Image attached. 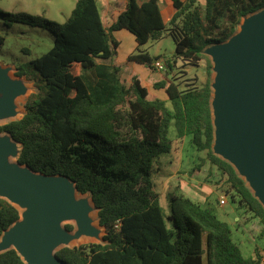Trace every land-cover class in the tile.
Listing matches in <instances>:
<instances>
[{
  "label": "trees",
  "instance_id": "16d2710c",
  "mask_svg": "<svg viewBox=\"0 0 264 264\" xmlns=\"http://www.w3.org/2000/svg\"><path fill=\"white\" fill-rule=\"evenodd\" d=\"M107 0H76L66 24L25 14L16 22L50 30L54 47L27 64H14L16 75L33 82L36 93L25 104L24 116L0 126L21 145L18 163L48 177H64L79 194L90 195L105 235L101 243L59 250L65 264H264L256 248L247 258L233 240L231 226L211 208L183 194L171 195V215L165 219L154 176L163 155H172L169 136L174 124L180 141L205 153L193 172L207 163L225 180V192L238 208L263 227L264 206L235 167L214 151L215 125L211 108L212 64L201 89L184 91L170 77L177 60L199 63L204 51L230 41L241 21L264 10V0H171L176 14L167 28L159 0H128L116 22L107 27L103 13ZM127 30L137 51L168 32L176 42L173 62L165 61L164 79L154 84L168 100L152 95L138 77L126 86L115 64L120 41L114 33ZM4 38L0 37V54ZM159 57L134 53L135 62L157 72ZM78 70V74L73 69ZM81 82L85 93L71 103ZM171 103V107L168 103ZM20 221L19 210L0 197V240ZM263 249V248H262ZM0 264H26L10 249Z\"/></svg>",
  "mask_w": 264,
  "mask_h": 264
},
{
  "label": "rangeland",
  "instance_id": "374dc122",
  "mask_svg": "<svg viewBox=\"0 0 264 264\" xmlns=\"http://www.w3.org/2000/svg\"><path fill=\"white\" fill-rule=\"evenodd\" d=\"M161 4L165 8L163 0H161ZM200 6L204 7L203 4H200ZM75 7L76 0H0V37L4 38V45L0 54V126L21 119L25 114V104L30 96L37 91L33 82L16 75V66L14 64H27L42 57L54 47L56 39L50 30L16 22L12 16L25 14L48 20L53 24L63 25L68 22ZM256 16L257 14H254L244 18L234 37L241 35L244 32L246 24L252 22ZM127 33L130 37H133L129 32ZM116 37L121 42L119 62L123 70L130 69L131 72H135V69L126 65L128 57H125V54L131 51L135 44L129 37L122 34H117ZM230 42L231 40L224 45H229ZM217 47L211 46L207 48L204 51V59L199 63L177 60L174 69L170 72V76L182 90L201 89L209 76L207 67L210 63L212 64L213 69L210 79L212 81L211 108L215 125L214 151L218 139V127L216 125L218 89L216 82L219 72L212 51ZM133 52L148 53L152 57H159V61L165 65V70L162 72L166 75V71L169 69L166 67L165 61L171 60L173 62L176 53V42L166 32L161 40L150 41L146 46L141 47L140 50ZM115 64L118 66L117 62ZM121 66L119 67L121 68ZM73 72L78 74V70L75 68ZM139 75L142 78L144 86L146 85L152 93L166 100L168 99L163 92L153 89L154 81L158 79L154 76L146 77L144 73ZM125 85L128 86V84ZM86 94L82 83L79 81L70 102L73 103ZM168 106L171 107L170 102ZM169 136L175 142V151L172 155H163L159 158L157 162L159 171L154 176L156 191L159 194L160 204L168 224L171 226L168 220V217L171 215V195L184 194L195 202H199L183 192L184 187H187L186 183L195 184L201 188H205L207 192L210 190L207 201L204 203L200 202V204L213 209L221 220L231 226L233 240L239 245L244 256L250 258L255 255L256 248H260V252L264 255V237L261 238L263 227L252 215L240 210L238 205L230 200L225 192L226 179L210 163H207L200 172H193L194 168L199 165L200 158H205L206 154L197 152L192 147L189 138H186L185 141H180L176 137L174 124L170 126ZM21 149V145L15 143L9 135L0 134V160L7 167L24 169L18 163ZM236 169L251 192L261 200L252 181L240 169ZM75 196L77 204L82 208V220L87 228L85 230L81 229L80 219L77 216H71L66 221L64 220L50 231L41 235L37 239V246L46 249L51 255L56 254L65 247L74 248L103 241L105 231L99 224L98 212L94 207L90 195H82L75 192ZM222 197L227 198L228 202L226 205L220 204ZM7 199L19 210L20 221H26L35 216L36 212L30 201L17 202L9 198ZM89 232L93 233L94 240L72 242L73 237L78 236L80 233L86 234ZM7 235L5 233L0 240V254L14 248L12 243L6 244L5 239ZM42 239H46L45 245L38 244ZM22 258L26 264H34L23 255ZM204 264H206V258Z\"/></svg>",
  "mask_w": 264,
  "mask_h": 264
},
{
  "label": "water",
  "instance_id": "95a60500",
  "mask_svg": "<svg viewBox=\"0 0 264 264\" xmlns=\"http://www.w3.org/2000/svg\"><path fill=\"white\" fill-rule=\"evenodd\" d=\"M234 36L212 51L219 72L215 153L252 181L264 206V10ZM75 192L64 177L10 168L0 160V197L30 201L36 212L6 232V244L34 264H65L37 246V239L71 216L85 225Z\"/></svg>",
  "mask_w": 264,
  "mask_h": 264
},
{
  "label": "crops",
  "instance_id": "0c3cea01",
  "mask_svg": "<svg viewBox=\"0 0 264 264\" xmlns=\"http://www.w3.org/2000/svg\"><path fill=\"white\" fill-rule=\"evenodd\" d=\"M127 1L128 0H107L106 1L107 6H106V10L103 13V17H104V20L106 21L107 27H110L112 24H114L116 22L118 16L125 10ZM147 1H149V0H140L141 3L147 2ZM163 1L165 2V8L162 7L161 0H159V5H160V9H161V13H162L164 22H165L167 28H169L168 27L169 22L174 17V15L176 14L177 11L174 8L173 3H172L171 0H163ZM183 1L185 2V1H188V0H183ZM197 2H198L199 5L203 4L205 6V4H206V0H197ZM127 32H128L127 30H122V31H118V32L114 33L115 38H117L116 37L117 34H122L123 36L129 37V39L135 44L134 48L131 49V51H128L125 54V57H128L127 60H126V65H128L131 68L135 69L134 70L135 72H131L130 69L123 70V68H122V66H121V64L119 62V58H120L119 57V50H120V47H121V42H120V46H119V48L117 50L118 51V56L115 59V63L117 62L118 66H121V80H122V82L124 84H128L129 85L133 77H138L141 80V82H142V84L144 86L142 78L139 75V74H142V73H144L146 77L154 76L156 79H158V80L154 81V84L156 82L164 79V77L166 75H164L162 71L152 72L150 69H148L147 67H145L143 65L137 64L135 62H129V57L131 55H133L132 54V53H134L133 51H137L138 44L136 42L135 37L129 32L133 36V37H130ZM154 84H153V89H154ZM144 87H146V85ZM146 88L149 90L148 87H146ZM155 91L163 92L167 96V94L164 92V90H155ZM149 92L152 95H154L155 97H157V98H159L161 100H164V101L168 100V99L167 100L164 99L163 97H161V96H159V95H157L155 93H152L150 90H149ZM167 98H168V96H167ZM186 186L187 187H184L183 192H185L187 195H189V196L193 197L194 199H196L197 201H199L197 203H200V202L204 203L205 201H207V198L209 197L210 190H209V192H207V190H205V188H201L200 186H197L195 184L186 183ZM188 198H190V197H188Z\"/></svg>",
  "mask_w": 264,
  "mask_h": 264
},
{
  "label": "bare ground",
  "instance_id": "6f19581e",
  "mask_svg": "<svg viewBox=\"0 0 264 264\" xmlns=\"http://www.w3.org/2000/svg\"><path fill=\"white\" fill-rule=\"evenodd\" d=\"M86 228H87L86 225H84V226L81 227V229H84V230ZM92 240H94V235H93V233L89 232V233H86V234L80 233L78 236L73 237L72 242L73 243L74 242H88V241H92ZM38 244L45 245L46 244V239H42L41 241L38 242Z\"/></svg>",
  "mask_w": 264,
  "mask_h": 264
},
{
  "label": "built area",
  "instance_id": "2783aa9c",
  "mask_svg": "<svg viewBox=\"0 0 264 264\" xmlns=\"http://www.w3.org/2000/svg\"><path fill=\"white\" fill-rule=\"evenodd\" d=\"M166 64V63H165ZM156 67L159 71H164L165 70V65L163 63H161L160 61L156 64ZM227 198L226 197H222L220 199V204L221 205H226L227 204Z\"/></svg>",
  "mask_w": 264,
  "mask_h": 264
}]
</instances>
